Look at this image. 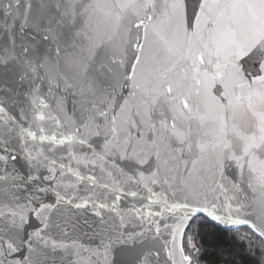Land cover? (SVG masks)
Returning a JSON list of instances; mask_svg holds the SVG:
<instances>
[{"label":"snow or ice","instance_id":"obj_1","mask_svg":"<svg viewBox=\"0 0 264 264\" xmlns=\"http://www.w3.org/2000/svg\"><path fill=\"white\" fill-rule=\"evenodd\" d=\"M202 221L264 264V0H0V264H199Z\"/></svg>","mask_w":264,"mask_h":264},{"label":"trees","instance_id":"obj_2","mask_svg":"<svg viewBox=\"0 0 264 264\" xmlns=\"http://www.w3.org/2000/svg\"><path fill=\"white\" fill-rule=\"evenodd\" d=\"M237 231L247 232V228L240 227ZM200 237L198 244L202 243L203 248L199 264H230L231 261L241 264L242 257L238 245L221 227L209 221H202Z\"/></svg>","mask_w":264,"mask_h":264},{"label":"water","instance_id":"obj_3","mask_svg":"<svg viewBox=\"0 0 264 264\" xmlns=\"http://www.w3.org/2000/svg\"><path fill=\"white\" fill-rule=\"evenodd\" d=\"M209 222H211V221H209ZM213 223V222H212ZM241 227H243V226H241ZM240 228V227H239Z\"/></svg>","mask_w":264,"mask_h":264}]
</instances>
